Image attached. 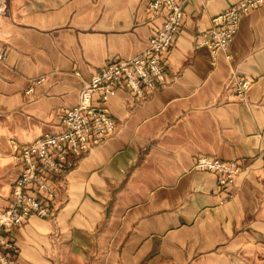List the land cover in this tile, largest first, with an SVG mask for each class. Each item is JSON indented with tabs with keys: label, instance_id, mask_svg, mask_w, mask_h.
<instances>
[{
	"label": "crops",
	"instance_id": "0c3cea01",
	"mask_svg": "<svg viewBox=\"0 0 264 264\" xmlns=\"http://www.w3.org/2000/svg\"><path fill=\"white\" fill-rule=\"evenodd\" d=\"M236 1L184 0L164 81L109 97L116 127L69 166L54 214L8 233L18 264H264V2L227 53L198 44ZM148 2L0 0V210L20 175L12 144L60 131L91 75L147 47L163 20ZM237 78L250 88L229 100ZM201 154L238 161L235 183L194 169Z\"/></svg>",
	"mask_w": 264,
	"mask_h": 264
},
{
	"label": "built area",
	"instance_id": "2783aa9c",
	"mask_svg": "<svg viewBox=\"0 0 264 264\" xmlns=\"http://www.w3.org/2000/svg\"><path fill=\"white\" fill-rule=\"evenodd\" d=\"M263 2L236 1L211 18L210 27L200 32L198 44L206 46L212 58L217 51L227 53L241 17ZM183 3L184 0H149V15H162L163 20L156 33L149 36L147 47L128 60L111 59L91 75L80 91L77 104L63 112L60 131L44 133L28 143L12 144L20 175L12 186L10 204L0 210V264H18V247L8 236L10 230L32 216L53 215V202L74 159L115 129L116 121L106 105L109 97L124 87L141 98L164 81L166 56L183 22ZM3 57L0 47V59ZM250 85V79L237 78L228 84L227 98L244 100ZM260 156L264 165V138ZM193 166L214 174L223 189L234 184L241 172L238 161L205 154L196 156Z\"/></svg>",
	"mask_w": 264,
	"mask_h": 264
}]
</instances>
